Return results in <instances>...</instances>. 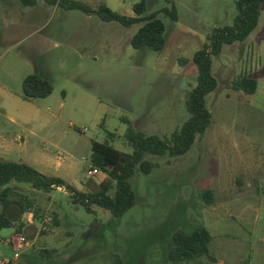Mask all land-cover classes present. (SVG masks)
<instances>
[{"label":"rangeland","instance_id":"rangeland-1","mask_svg":"<svg viewBox=\"0 0 264 264\" xmlns=\"http://www.w3.org/2000/svg\"><path fill=\"white\" fill-rule=\"evenodd\" d=\"M75 1L93 12L44 0L34 7L0 0V160L26 163L89 193L107 178L99 169L88 175L92 141L132 153L130 128L164 138L187 121L186 99L198 75L193 58L214 29L233 25L237 0ZM141 1L146 16L177 9V21L159 15L166 27L160 52L132 46L143 23L124 27L96 13L105 5L134 17ZM182 58L189 61L182 65ZM212 60L218 86L206 97L210 127L184 155L145 154L152 170L136 167L130 179L136 201L122 217L96 205L89 211L68 192L11 183L35 201L12 216L16 227L24 223L29 242L23 264H56L65 257L67 264H112L116 258L173 264L168 256L176 233L200 227L210 233L213 260L189 264H264V6L251 35L224 45ZM33 74L51 82V95L23 97V81ZM244 77L255 79L254 93L236 87ZM209 189L212 205L203 198ZM14 232L1 231L3 256ZM53 249V257L41 253Z\"/></svg>","mask_w":264,"mask_h":264},{"label":"trees","instance_id":"trees-1","mask_svg":"<svg viewBox=\"0 0 264 264\" xmlns=\"http://www.w3.org/2000/svg\"><path fill=\"white\" fill-rule=\"evenodd\" d=\"M49 5H60L68 10H81L85 13L93 11L86 5L75 0H44ZM25 7H34L37 0H19ZM264 0H237V15L232 26H224L214 29L208 35L203 47L196 52L193 61L198 68L197 84L186 99V107L189 118L169 137L158 135H146L141 131L129 129L126 134L128 143L133 148L132 153H125L107 142L92 141L91 167L101 170L107 178L99 184L96 192H81L69 185L64 179L50 177L32 166L12 160H0V243L3 241L1 231L5 228H14L11 235V243H15L23 233L24 223L15 226L12 216L14 212L23 213L31 209L34 199L21 192L18 187L11 186L12 182L27 183L36 191L52 192L63 188L68 192L73 201L91 211V205L108 210L115 218L122 217L135 204L136 194L130 185V179L135 174L139 165L145 173H150L153 164L144 159L145 154L159 157H177L186 154L196 142L198 136L205 134L211 125L212 115L206 104V97L217 89V80L212 72V56L218 54L224 45L245 41L257 28L261 10L260 4ZM145 1L134 6V17H128L112 11L105 5H101L96 12L103 21L117 22L124 27L143 23L139 31L133 36L131 44L140 49L149 47L160 52L166 45L164 22L159 18L160 14L168 15L171 20H178V12L174 5L160 12L146 16ZM185 65L189 60L180 59ZM238 89L247 93H254L256 81L253 78L244 77L236 83ZM53 86L48 80L42 79L36 74L26 77L23 81V97L25 99L45 98L52 94ZM203 198L207 205L214 203L212 190H205ZM57 215L55 214V218ZM58 224V220L55 221ZM211 236L204 227L190 232H178L173 238V248L168 259L173 264L194 263L209 255ZM43 256L51 257L57 253L56 249L41 252ZM213 260V259H212ZM112 264H125L121 258H116Z\"/></svg>","mask_w":264,"mask_h":264},{"label":"built area","instance_id":"built-area-1","mask_svg":"<svg viewBox=\"0 0 264 264\" xmlns=\"http://www.w3.org/2000/svg\"><path fill=\"white\" fill-rule=\"evenodd\" d=\"M99 170L97 168H92L89 170L88 175L90 177L98 174ZM9 255L3 256L0 253V264H23L22 256L26 249L29 247V242L25 236H20L15 243L8 242Z\"/></svg>","mask_w":264,"mask_h":264},{"label":"crops","instance_id":"crops-1","mask_svg":"<svg viewBox=\"0 0 264 264\" xmlns=\"http://www.w3.org/2000/svg\"><path fill=\"white\" fill-rule=\"evenodd\" d=\"M14 117H11V119H13ZM59 191H61V192H66L63 188H59L58 189ZM54 256V255H53ZM53 256H51V257H53ZM68 262H67V258L65 257L64 258V260L63 261H60V259L56 262V264H67Z\"/></svg>","mask_w":264,"mask_h":264},{"label":"water","instance_id":"water-1","mask_svg":"<svg viewBox=\"0 0 264 264\" xmlns=\"http://www.w3.org/2000/svg\"><path fill=\"white\" fill-rule=\"evenodd\" d=\"M263 6H264V3L262 2V3L260 4L259 9L261 10V9L263 8Z\"/></svg>","mask_w":264,"mask_h":264}]
</instances>
